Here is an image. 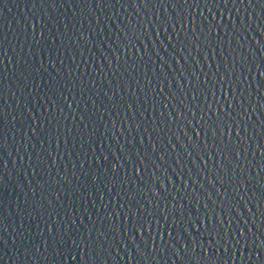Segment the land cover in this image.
<instances>
[{"label":"water","instance_id":"1","mask_svg":"<svg viewBox=\"0 0 264 264\" xmlns=\"http://www.w3.org/2000/svg\"><path fill=\"white\" fill-rule=\"evenodd\" d=\"M0 264H264V0H0Z\"/></svg>","mask_w":264,"mask_h":264}]
</instances>
